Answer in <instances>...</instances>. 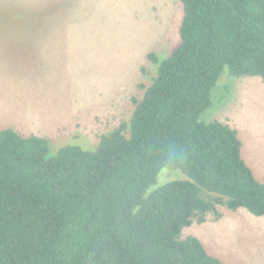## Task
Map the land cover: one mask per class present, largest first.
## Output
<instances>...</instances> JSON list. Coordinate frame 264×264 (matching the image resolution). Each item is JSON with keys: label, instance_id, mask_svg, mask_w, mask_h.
<instances>
[{"label": "trees", "instance_id": "trees-1", "mask_svg": "<svg viewBox=\"0 0 264 264\" xmlns=\"http://www.w3.org/2000/svg\"><path fill=\"white\" fill-rule=\"evenodd\" d=\"M180 1L179 44L149 55L157 75L94 150L0 131V264H224L184 229L220 207L264 217L238 131L201 119L226 69L264 83V0ZM163 169L188 178L148 193Z\"/></svg>", "mask_w": 264, "mask_h": 264}, {"label": "rangeland", "instance_id": "rangeland-1", "mask_svg": "<svg viewBox=\"0 0 264 264\" xmlns=\"http://www.w3.org/2000/svg\"><path fill=\"white\" fill-rule=\"evenodd\" d=\"M183 16L180 0H0V131L36 128L14 130L45 138L51 156L67 145L94 150L132 117L133 100L158 73L149 55L169 56ZM211 101L202 121L239 129L245 158L264 181L262 79L226 69ZM187 178L163 169L148 193ZM219 213L194 222L183 238H198L224 264H264V217L224 207Z\"/></svg>", "mask_w": 264, "mask_h": 264}, {"label": "crops", "instance_id": "crops-1", "mask_svg": "<svg viewBox=\"0 0 264 264\" xmlns=\"http://www.w3.org/2000/svg\"><path fill=\"white\" fill-rule=\"evenodd\" d=\"M51 36H49V38H50ZM20 124V123H19ZM226 124H229L231 127H232V125L230 124V123H226ZM18 125V124H17ZM20 127H23V129H22V131H28L29 133H31V132H37L38 131V129H36V128H32V127H30V128H26V126H15L14 127V129L15 130H18ZM237 131H238V133H239V136H240V139H241V133H240V131H239V129H236ZM252 131H253V133L256 135V134H261L260 132H258V131H256L255 129H253L252 128ZM21 134V133H20ZM21 135H23V134H21ZM23 136H25V135H23ZM30 136H37V137H40V135H38V134H34V135H26V137H30ZM41 138V137H40ZM243 142V141H242ZM243 158H244V160L246 161V163L251 167V169L252 170H254V168H253V166H254V164H253V160L251 159V157H250V162L252 163V165H250L251 163H249V161H247V159L245 158V155H244V145H243ZM255 172V171H254ZM255 175H256V173H254ZM257 177V176H256ZM259 180V179H258ZM260 182H264V181H261V180H259Z\"/></svg>", "mask_w": 264, "mask_h": 264}]
</instances>
